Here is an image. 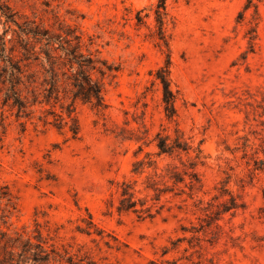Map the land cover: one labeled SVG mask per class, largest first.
Segmentation results:
<instances>
[{"label":"rangeland","instance_id":"rangeland-1","mask_svg":"<svg viewBox=\"0 0 264 264\" xmlns=\"http://www.w3.org/2000/svg\"><path fill=\"white\" fill-rule=\"evenodd\" d=\"M2 2L0 264H264V0H167L161 24L157 0ZM37 27L117 69L105 108L5 105L4 59ZM124 185L136 213L118 211Z\"/></svg>","mask_w":264,"mask_h":264},{"label":"trees","instance_id":"trees-1","mask_svg":"<svg viewBox=\"0 0 264 264\" xmlns=\"http://www.w3.org/2000/svg\"><path fill=\"white\" fill-rule=\"evenodd\" d=\"M157 22L163 21L167 0H157ZM0 10L7 19L6 11L9 7L0 0ZM26 39L18 36V44L23 54L22 58L12 56L16 51V46L11 49V56L4 59L8 65L3 70L4 83L8 82L10 87L5 99V105L12 102V108L16 109L18 116H30L31 107L36 105H50L61 103L65 99H71V103L66 107L68 117L74 110L76 101L92 104L96 108H105L104 101V79L111 76L117 69L93 53L83 51L82 39L80 36L69 31L66 38L52 36L49 31H42L38 27L35 29L24 28L21 30ZM40 46L39 51L37 47ZM7 42L0 37L1 52L5 54ZM164 89V102L166 112L171 118L175 115V95L171 90L170 80L162 71L159 76ZM64 106L62 105V109ZM56 125L62 126L64 118L55 115ZM67 124V123H66ZM73 136L77 137L79 128L76 124L71 126ZM158 148L160 154L171 155L174 151H188L184 142L177 138L172 144L169 138L160 137ZM119 212H138L137 201L130 191L129 185H124ZM7 193L0 196V208L3 200L11 202ZM1 212V209H0ZM4 213V212H3ZM6 216H0V235L2 225L5 224ZM44 253L43 251L41 254ZM35 255V262L49 263V255Z\"/></svg>","mask_w":264,"mask_h":264}]
</instances>
